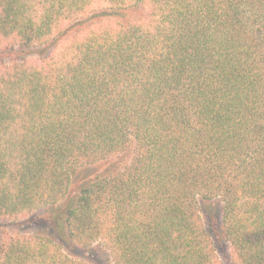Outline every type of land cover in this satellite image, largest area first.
<instances>
[{"label":"trees","instance_id":"16d2710c","mask_svg":"<svg viewBox=\"0 0 264 264\" xmlns=\"http://www.w3.org/2000/svg\"><path fill=\"white\" fill-rule=\"evenodd\" d=\"M131 142L54 235L0 237V264H89L71 253L95 247L109 264H221L198 208L213 199L226 264H264V0H0V222Z\"/></svg>","mask_w":264,"mask_h":264},{"label":"rangeland","instance_id":"374dc122","mask_svg":"<svg viewBox=\"0 0 264 264\" xmlns=\"http://www.w3.org/2000/svg\"><path fill=\"white\" fill-rule=\"evenodd\" d=\"M141 15V12H130L127 17ZM18 51V50H16ZM22 56L16 52L10 58L19 59ZM29 56V55H27ZM9 59H5L7 61ZM133 143L131 142L126 152L119 157H114L92 165L80 168L75 176L72 177L67 196L58 204L41 208L31 216L13 223L0 222V237H12L16 235H54L51 224L55 216H64V210L71 200L78 194L82 184L95 176L114 173L122 170L129 164L132 157ZM198 208L202 218V223L211 236L214 249L221 264H226L230 258L229 244L224 240L222 229V203L218 199L199 200ZM94 251L77 250L71 253L76 259H86L89 264H109L106 261L107 254L100 247H95ZM80 257V258H77Z\"/></svg>","mask_w":264,"mask_h":264}]
</instances>
